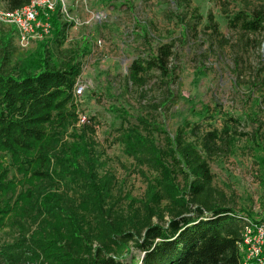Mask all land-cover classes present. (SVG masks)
<instances>
[{
    "label": "trees",
    "instance_id": "1",
    "mask_svg": "<svg viewBox=\"0 0 264 264\" xmlns=\"http://www.w3.org/2000/svg\"><path fill=\"white\" fill-rule=\"evenodd\" d=\"M31 1L0 0V6L12 13ZM224 2L219 18L239 33L237 45L260 48L264 1L249 6L240 0L243 6L235 9ZM172 3L168 17L179 23L183 39L205 28L211 43L227 44L210 10L203 12L194 0ZM58 14L36 57L23 55L16 31L0 23V264H256L241 246L245 220L260 219L228 207L209 166L244 134L229 114L220 128L213 127L218 112L195 110L192 98L184 100L196 121L184 120L173 137L141 111L109 108L114 143L146 171H139L146 183L143 198L125 196L127 205L115 209L114 178L98 171L104 151L95 142L96 121L87 117L77 124L83 115L74 87L85 48L66 45L73 24L59 23ZM141 30L147 52L128 67L123 95L134 91L144 99L147 86L163 87L168 94L152 106L157 110L173 98L175 46L152 44L146 28ZM234 63L237 68V58ZM257 140L255 132L251 141L264 151Z\"/></svg>",
    "mask_w": 264,
    "mask_h": 264
},
{
    "label": "rangeland",
    "instance_id": "2",
    "mask_svg": "<svg viewBox=\"0 0 264 264\" xmlns=\"http://www.w3.org/2000/svg\"><path fill=\"white\" fill-rule=\"evenodd\" d=\"M172 1L58 0L54 11L47 17L37 6L33 35L43 38L32 39L23 55L37 56L35 52L40 44L51 37L52 15L58 11V22H64L60 14L64 7L73 24L66 45L72 49L85 48L86 54L82 60L85 71L81 77L86 85V95L80 99L79 112L87 120V117H93L96 121L95 142L99 150L104 151L98 171L114 178L113 196L119 200L117 210L127 205L125 196L134 200L143 198L146 183L139 171H146L138 168L125 156L123 147L114 143L111 106L124 107L134 115L141 111L144 117L150 116L160 123L166 134L172 137L184 120L196 121L184 98H192L195 110L207 106L211 111H217L215 121H212L215 128H220L225 114L233 116L239 122L235 127L237 133L244 135L235 138L229 151L209 160V166L214 175V187L222 193L228 207L260 219L259 223L250 221L249 251L246 247L245 256L246 260L264 264V151L251 141V136L257 132V143L264 146V36L257 38L260 48L254 46L244 50L242 45H237L239 33L228 30L219 18L222 0H194L203 12H212L227 44L217 40L211 43L205 28L198 29L197 36L188 31L183 39L179 23L168 17L174 8ZM224 1L230 9L243 6L240 0ZM260 1L264 0H249L248 5ZM96 13L104 16L100 22L91 18ZM0 23L6 31L11 30ZM45 25L49 26L46 35L43 34ZM141 27L146 28L152 44L172 42L175 46L172 65L177 77L169 86L173 98L157 110L152 106L161 104L168 94L163 87L147 86L144 99L134 91L123 95V79L128 67L147 52ZM236 58L239 61L237 68ZM203 129L208 128L204 125ZM63 186L61 183V188ZM252 240L258 241V245H252Z\"/></svg>",
    "mask_w": 264,
    "mask_h": 264
},
{
    "label": "built area",
    "instance_id": "3",
    "mask_svg": "<svg viewBox=\"0 0 264 264\" xmlns=\"http://www.w3.org/2000/svg\"><path fill=\"white\" fill-rule=\"evenodd\" d=\"M56 1L58 0H32L29 6L21 10H18L12 13H5L1 11L0 21L5 25L12 26L15 29L16 34H17L18 45L21 48H27L32 39H42L43 38V36H40V35L38 36L33 35L32 24L35 23L37 19V6H38V10L41 9L42 13L47 17L48 16L47 14H50L54 11L55 9L54 4H56ZM61 13H62V17L64 18V19L62 18L63 21L67 23H71V21L69 20L67 16V11L64 7L60 10V14ZM91 18L94 21L100 22L104 18V16L100 13H96V14H92ZM48 31H49V26L45 25L43 34L45 35L48 34ZM84 71H85V67L82 66L81 75L78 78L76 85L74 87V96L77 100L82 98L84 91H85L86 85L81 79ZM86 122L87 121L84 116H79V124H85ZM245 222L248 223V226L245 229L244 241H243V245L241 246V249H243L244 252L246 251L245 249L248 248V241H249V235H250V231H249L250 222L247 220H245ZM261 239L262 238L259 239V242H261ZM259 242L253 241L254 244L252 245L257 246ZM247 250L249 251V248Z\"/></svg>",
    "mask_w": 264,
    "mask_h": 264
}]
</instances>
